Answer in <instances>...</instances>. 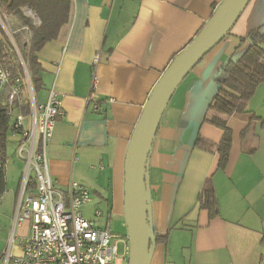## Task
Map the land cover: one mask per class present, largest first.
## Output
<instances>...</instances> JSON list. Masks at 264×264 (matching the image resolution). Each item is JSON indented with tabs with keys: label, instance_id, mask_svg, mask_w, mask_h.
Wrapping results in <instances>:
<instances>
[{
	"label": "crops",
	"instance_id": "1",
	"mask_svg": "<svg viewBox=\"0 0 264 264\" xmlns=\"http://www.w3.org/2000/svg\"><path fill=\"white\" fill-rule=\"evenodd\" d=\"M223 1L74 0L69 24L37 53L36 101L45 104L54 89L65 110L48 146L50 175L63 190L77 182L90 191L82 215L123 245L122 264H127L124 165L130 139L159 80ZM262 26L264 0H251L165 111L146 168L148 218L155 232L149 264H264V84L245 113L227 120L233 140L225 170L218 169V153L210 148L224 132L207 120L221 67L240 61L251 46L246 38ZM10 94L9 88L0 89V107L7 106ZM11 141L16 160L6 163L0 200V264L11 243L24 172L18 131ZM206 181L218 202L215 218L199 203ZM113 218L120 220L123 236H116ZM29 234V223L16 229L14 256Z\"/></svg>",
	"mask_w": 264,
	"mask_h": 264
},
{
	"label": "built area",
	"instance_id": "2",
	"mask_svg": "<svg viewBox=\"0 0 264 264\" xmlns=\"http://www.w3.org/2000/svg\"><path fill=\"white\" fill-rule=\"evenodd\" d=\"M99 59L96 60L98 62ZM10 76L0 62V89L9 83ZM20 82L19 80H16ZM15 81V82H16ZM29 88L32 90L31 81ZM98 79L92 81V91ZM19 91L12 90L8 103L14 106ZM34 95V93H33ZM31 101L30 124L26 125L17 101L13 127L18 131V157L24 162L20 196L13 218L9 248L2 254V264H122L118 243L108 229H100L85 219L82 209L91 201V193L77 182L63 190L55 185L48 160V146L58 120L65 116L59 94L51 89L45 104ZM18 104V105H17ZM95 110L99 109L95 105ZM11 115V112H9ZM96 215L100 217V212ZM30 224V234L22 245L21 254L14 256L11 246L16 229ZM127 261L129 244L125 242Z\"/></svg>",
	"mask_w": 264,
	"mask_h": 264
},
{
	"label": "trees",
	"instance_id": "3",
	"mask_svg": "<svg viewBox=\"0 0 264 264\" xmlns=\"http://www.w3.org/2000/svg\"><path fill=\"white\" fill-rule=\"evenodd\" d=\"M73 4L74 0H0V16L3 21L5 22V18L1 12L18 20L32 33L27 51H24L19 44L18 48L30 76L34 95H37L41 85V81L37 79L41 72L37 53L47 43L59 38L62 28L70 22ZM25 10H29L40 21V24L36 25L33 18L26 16ZM7 38L6 31L0 26V62L9 74L10 80L13 83L19 80L22 89L27 92L30 88L26 72L12 45L6 40ZM246 39L250 41L251 46L242 59L238 62L225 63L216 77L219 91L210 106L212 114L207 119L209 123L224 132L219 144L210 145V148L218 153L219 170L226 169L232 148L233 135L227 120L235 114L245 113L249 103L255 98L258 88L264 84V26L252 31ZM19 109L24 117L30 116L31 105L29 103ZM13 124L8 108L0 107V200L6 191L5 170L8 160V139L16 131ZM262 124L264 127V122ZM199 203L210 213L211 218L219 215L218 202L210 181L204 183ZM154 234L152 230L151 244ZM163 238L167 239V236ZM261 244L264 246V235Z\"/></svg>",
	"mask_w": 264,
	"mask_h": 264
},
{
	"label": "water",
	"instance_id": "4",
	"mask_svg": "<svg viewBox=\"0 0 264 264\" xmlns=\"http://www.w3.org/2000/svg\"><path fill=\"white\" fill-rule=\"evenodd\" d=\"M251 0H224L194 40L173 60L154 88L130 139L124 165V212L128 232L127 264H149L146 168L163 116L175 92L193 69L231 32ZM27 79L30 77L26 67Z\"/></svg>",
	"mask_w": 264,
	"mask_h": 264
},
{
	"label": "rangeland",
	"instance_id": "5",
	"mask_svg": "<svg viewBox=\"0 0 264 264\" xmlns=\"http://www.w3.org/2000/svg\"><path fill=\"white\" fill-rule=\"evenodd\" d=\"M1 13L3 14V16L5 18V22L3 21V19L0 16V26L6 31V34L8 36V38L6 40L12 45V48L16 52V54L19 58V61L21 62L22 66L24 68V67H26V65L23 61L22 53L20 52V49L18 48V44L23 48L24 51H27V46L30 43L32 33L30 32L29 29L24 28L22 26V24L18 20L14 19L12 16L8 15L5 12H1ZM24 13L26 16L33 18L34 23L36 25L40 24V21L29 10H25ZM5 87L10 89V93L15 88L19 91V93H17V95H16V98L14 99V106L10 107L9 103H7V106H6L9 110V112H11V118L13 121L15 119V111L19 112V110L16 107V102L21 101L22 105H25L26 103H29L31 105L32 97L34 95H33V92L31 89L28 92H25L22 89V84L20 82H17V81L15 83H13L12 81H9V83L6 84L3 89H5ZM34 99H36V98L34 97ZM15 149H16L15 142H13V141L9 142L8 149H7L8 150L7 163L13 162L16 160V159H14ZM122 219L123 218H121V221H122ZM113 221L114 222H113L112 227L115 231L116 236H123L124 234H120V232H122V230L120 229V220L119 219L117 220V218H113ZM20 235L21 234H19V237H21ZM122 251H123V245L120 243L118 245L119 255L122 254Z\"/></svg>",
	"mask_w": 264,
	"mask_h": 264
}]
</instances>
